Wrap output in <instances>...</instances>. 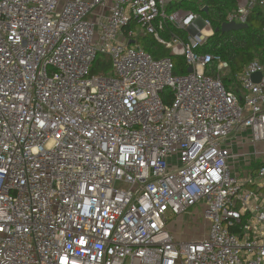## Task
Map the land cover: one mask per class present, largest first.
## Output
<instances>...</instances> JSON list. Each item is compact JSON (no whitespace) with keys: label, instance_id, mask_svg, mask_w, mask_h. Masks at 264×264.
<instances>
[{"label":"built area","instance_id":"built-area-1","mask_svg":"<svg viewBox=\"0 0 264 264\" xmlns=\"http://www.w3.org/2000/svg\"><path fill=\"white\" fill-rule=\"evenodd\" d=\"M167 6L0 0V264H264V161L232 167L249 160L236 133L264 142V63L228 90V63L197 52L210 21ZM258 6L239 0L225 23ZM132 24L193 72L123 40ZM169 26L187 40L164 39ZM200 210L206 237L177 240L170 217Z\"/></svg>","mask_w":264,"mask_h":264},{"label":"trees","instance_id":"trees-1","mask_svg":"<svg viewBox=\"0 0 264 264\" xmlns=\"http://www.w3.org/2000/svg\"><path fill=\"white\" fill-rule=\"evenodd\" d=\"M238 3L239 0H182L179 3L167 6L168 12L177 10L191 11L210 21L214 35L208 38L197 52L200 54H212L228 63L229 68L226 71H228L229 77L222 80L230 91L233 90L229 89V84L233 81V83H238L236 77L247 65L254 60L264 63V8L258 6L253 11L247 23L249 25L248 28L227 33L221 31L222 25L226 22L227 14L235 10L238 7ZM205 8H207L206 11ZM170 27L172 26L162 32L164 39H172V36H174L187 40L188 33L176 31L174 27L172 29ZM140 41L142 48L155 58L172 57L174 59L170 51L160 44L154 36H142ZM174 62L176 75L188 73V67L184 59L179 63ZM206 73L217 77L219 73L218 63H212L207 68Z\"/></svg>","mask_w":264,"mask_h":264},{"label":"crops","instance_id":"crops-1","mask_svg":"<svg viewBox=\"0 0 264 264\" xmlns=\"http://www.w3.org/2000/svg\"><path fill=\"white\" fill-rule=\"evenodd\" d=\"M180 1H182V0H168V6H169V4H176V3H179ZM177 11H181V10H177ZM182 11H185V10H182ZM173 12H175V11H173ZM108 15H109V12L107 10L99 9L92 16V20L96 21V22H102L105 19V18H103V16L106 17ZM128 29H126L123 33V36H122L123 40H129L128 42L131 45L142 47L140 39L142 36H146V34L140 32L139 28H137L135 24H132L130 29L136 31V35L133 38L129 39L128 38L129 36L127 33ZM170 29H172V27H170ZM170 29H168V31H170ZM173 38H174V36H172V39ZM172 39L170 38L168 40H172ZM245 139H247V140L244 142ZM233 152L235 154L248 155L249 156V157H247L249 160L240 159L238 161V163H235V164L232 163V167L234 168V171L237 170L236 167L239 165L240 169L237 170L236 174H240L242 176H245L249 172H252L254 169L258 168L260 166V164L263 163L264 157H261V156H263V155H261V153L264 154V142L253 143L251 131H248V130L242 131V132L236 133L233 137ZM241 167H244V169L245 168H251V170H249V171L243 170L242 171ZM194 212L198 213L197 211H194ZM205 237H206V234H205Z\"/></svg>","mask_w":264,"mask_h":264},{"label":"rangeland","instance_id":"rangeland-1","mask_svg":"<svg viewBox=\"0 0 264 264\" xmlns=\"http://www.w3.org/2000/svg\"><path fill=\"white\" fill-rule=\"evenodd\" d=\"M170 53L172 54L171 51H170ZM174 59H175L174 61H176V63H179L181 60H183V58H180L178 56H174ZM108 73H109V75H111L113 73L112 67H109ZM220 77L222 79L228 78L229 77L228 71H226V70L222 71L220 73ZM233 82L231 84H229V87H230L229 89H231V90L239 93V95H241L240 86L238 85V83H233ZM246 140L247 139H245L244 142ZM237 168H239V165L237 166ZM241 170L242 171L243 170L249 171V170H251V168H245L244 169V167H241ZM202 215H203V213L200 210L198 213H196V212L187 213L182 218L181 217H178V218L170 217V219H169L170 220L169 221V231L173 234V236L177 240L182 241V242L197 241L199 239H202L205 237V234H206L207 228H208V226L206 225V223L204 222V220L202 218Z\"/></svg>","mask_w":264,"mask_h":264},{"label":"water","instance_id":"water-1","mask_svg":"<svg viewBox=\"0 0 264 264\" xmlns=\"http://www.w3.org/2000/svg\"><path fill=\"white\" fill-rule=\"evenodd\" d=\"M207 10V8H205V11ZM248 24H237V23H224L222 25V28H221V31L223 33H227V32H230V31H238V30H243V29H246L248 28ZM188 72L189 73H192L193 72V68L192 67H189L188 68ZM262 78V74H256L252 77L253 81L259 83L260 80Z\"/></svg>","mask_w":264,"mask_h":264}]
</instances>
